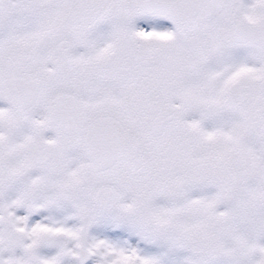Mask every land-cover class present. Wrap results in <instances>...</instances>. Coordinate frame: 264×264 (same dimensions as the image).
Wrapping results in <instances>:
<instances>
[{
    "label": "snow or ice",
    "instance_id": "1",
    "mask_svg": "<svg viewBox=\"0 0 264 264\" xmlns=\"http://www.w3.org/2000/svg\"><path fill=\"white\" fill-rule=\"evenodd\" d=\"M0 264H264V0H0Z\"/></svg>",
    "mask_w": 264,
    "mask_h": 264
}]
</instances>
